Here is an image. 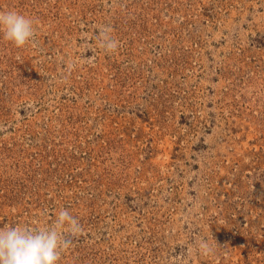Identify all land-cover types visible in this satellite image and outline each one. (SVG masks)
I'll return each instance as SVG.
<instances>
[{
	"label": "rangeland",
	"instance_id": "1",
	"mask_svg": "<svg viewBox=\"0 0 264 264\" xmlns=\"http://www.w3.org/2000/svg\"><path fill=\"white\" fill-rule=\"evenodd\" d=\"M7 8L38 31L0 37V226L68 208L59 264H264V0Z\"/></svg>",
	"mask_w": 264,
	"mask_h": 264
},
{
	"label": "clouds",
	"instance_id": "2",
	"mask_svg": "<svg viewBox=\"0 0 264 264\" xmlns=\"http://www.w3.org/2000/svg\"><path fill=\"white\" fill-rule=\"evenodd\" d=\"M38 22L15 8L0 9V37L17 48L35 42ZM98 47L106 53L115 52L119 41L112 35L107 24L97 31ZM54 220L44 226L16 224L0 226V264H59L63 252L71 240L82 233L79 220L66 207H60ZM199 254H214V245L208 238L195 241ZM183 260V257H181Z\"/></svg>",
	"mask_w": 264,
	"mask_h": 264
}]
</instances>
